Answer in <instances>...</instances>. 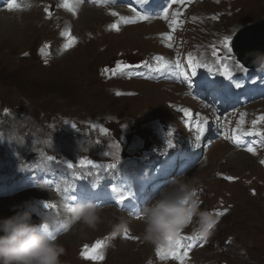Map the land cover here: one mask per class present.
<instances>
[{"label": "rangeland", "instance_id": "obj_1", "mask_svg": "<svg viewBox=\"0 0 264 264\" xmlns=\"http://www.w3.org/2000/svg\"><path fill=\"white\" fill-rule=\"evenodd\" d=\"M46 1L32 0L31 6L28 4L17 12L10 11L6 4L0 6V164L16 172L9 180L21 176L28 184L53 175V168L69 156L70 142L73 144L71 155L62 167L72 162L74 167L70 169L79 171L82 158L98 165L109 163L105 153L107 135L94 125L95 118H114L116 129H119L117 121L124 123L113 139L118 161L133 156L150 140L161 143L165 152L175 153L181 139L172 133L181 135L184 127L175 122L174 101L177 99L183 106L190 105L196 110L202 103L190 100L186 87L161 80L155 83L151 74L142 68L144 59L160 47L146 39L147 32L154 31L167 45L162 49V59L169 69L187 52L197 58L214 59L216 53L228 56L230 33L264 21V0H199L189 7L191 10L180 15L186 24L178 34L180 46L177 47L174 40L168 39L171 25L160 20L152 26L134 23L113 33L110 23L114 17L127 22L124 17L132 16L129 9L128 14L109 13L108 9L122 11L119 4L108 6L102 0H97L98 4L96 0L95 3L71 1L74 17L66 21L59 19L58 13H51L45 20L49 10L44 11L40 3ZM69 31L75 41L66 48ZM225 36L229 38L227 45ZM157 57L153 53L152 64ZM110 66L118 70L121 81L102 80L100 70ZM123 67L131 71L130 77ZM259 83L264 89V77ZM115 92L123 96L116 97ZM189 116H192L190 111ZM158 118L167 119V124L162 125L166 138L145 135L148 126L156 124ZM70 122L66 133L64 123ZM148 129L154 131L151 127ZM263 132L264 121H261V126L245 138L254 145H262L264 135L258 133ZM169 140L173 141L172 147L168 145ZM158 150L153 143L152 149L145 147L141 155L154 159ZM250 154L216 141L207 150L206 162L186 174L193 184L204 186V207L216 216L217 226L211 229L209 243L201 249L198 245L189 249L192 257L184 258L182 264H193L194 259L264 264V163H261L264 152L259 161ZM48 156L55 160H48ZM169 163L166 160L165 165ZM222 171L226 172L229 182L218 177L217 173ZM49 190H41L42 199L47 195V200L58 206L57 194ZM37 192L5 199L0 203V217L13 214V206L21 205L25 197L41 196ZM218 212L224 214L218 216ZM121 216L127 220L128 227L113 236L112 224ZM138 219L115 207H104L94 229L81 224L67 228L59 236L65 248L61 264H180L178 256L174 262L167 261L161 251L142 239L143 226ZM98 241L102 247L92 253ZM179 241L183 244L186 240Z\"/></svg>", "mask_w": 264, "mask_h": 264}, {"label": "clouds", "instance_id": "obj_2", "mask_svg": "<svg viewBox=\"0 0 264 264\" xmlns=\"http://www.w3.org/2000/svg\"><path fill=\"white\" fill-rule=\"evenodd\" d=\"M257 71L264 72V51L247 53ZM181 175L160 190L158 195L140 211L143 223L142 239L158 248H171L182 230L192 226L200 236L211 235L217 223L216 216L201 209L197 190L191 180ZM46 180L37 185L48 191ZM61 201L56 207H45L37 212L31 202L13 206V214L0 217V264H61L64 246L53 229L64 224H76L95 228L101 220L102 206L89 200L76 202L70 209ZM35 217V219H34ZM128 227L121 216L112 224L111 235L123 232Z\"/></svg>", "mask_w": 264, "mask_h": 264}, {"label": "bare ground", "instance_id": "obj_3", "mask_svg": "<svg viewBox=\"0 0 264 264\" xmlns=\"http://www.w3.org/2000/svg\"><path fill=\"white\" fill-rule=\"evenodd\" d=\"M73 1L75 2L76 0ZM135 1L136 0H107V2H105V0H102V3L108 6L119 4L124 10L117 12L112 9H108L110 14L120 12H126L128 14L130 13L129 10H131L128 7ZM162 1L163 3L167 4L168 12L160 21L169 23L171 25V33L168 34V39L172 41L174 40V45L179 47L180 43H178V41L180 37L178 36V34L181 28L186 24V22L183 20V17H181L180 15L185 14L191 9L183 4L182 0ZM198 2L199 0H196V4ZM93 3H95V1ZM98 3L99 2L96 0V4ZM96 11L102 12L100 10ZM131 15L132 16L129 15L124 18H127V20H129V18L135 20V24L141 23L136 19L137 15L133 10H131ZM228 36H230V40L228 42V56H225L224 53H216V57H214V60L227 57L229 61H233V59H235V57L239 55L249 57L248 55H246L249 52H255L256 50L264 51L259 44L257 46H254V41H258V43H260L264 39V21L258 23L257 25H252L243 30L234 32L233 34L230 33V35ZM242 43H244V46L242 45ZM187 53L183 59L174 62L173 67L168 69L169 78L162 79V82H173L177 85L188 88V85L192 81L188 78V65L193 66L192 61H195L197 63L200 58L192 57ZM189 57L192 58L191 61L189 60ZM177 65H179V67H177ZM185 73H187V79L185 78ZM258 77L259 79H257V81L260 82L261 78L264 77V72L259 73ZM215 86L219 87L217 83H215ZM198 101L202 103L200 99H198ZM218 104V102H213V105ZM218 109L221 108L218 106ZM186 115L190 118L189 110H187ZM161 119L162 124L160 123ZM165 124H167L166 118H158L156 124L148 126V128H153L154 131H151L147 128V132L145 135L149 137L151 135L158 138H166V136L163 134V132H165V129L162 126ZM182 125L184 129H187V126L185 124ZM124 130H126V128H124ZM172 134L174 137L180 136L179 134L175 135L174 131ZM122 137L126 139L125 136ZM164 142L165 141H163V143ZM140 150H138L135 154H133V156L129 158L119 159V161L115 163V169L105 170L104 168H92L90 166H85L80 167L79 171H72L68 167H61L55 178V181L50 185H47L48 189H53V191L57 194L58 202L63 201L65 204L71 205L76 202L87 203L89 200H91L93 202H98L102 206V208L115 207L116 209L130 217L138 218L142 209V202L151 195L149 194V191H147L144 186L140 185L137 182V179L134 178L136 169L147 166L148 163H150L148 162L149 160H147V158L139 157ZM167 152L172 153V150H169ZM167 152L163 153L161 160L164 163L162 166H166L165 162ZM108 164L110 163H105L102 165L106 166ZM155 175L158 176L159 174L156 172ZM9 177H12V175L8 176L7 182L0 186V203H2L9 197L8 190L12 187ZM130 192L131 195H129ZM141 226H143L142 222ZM64 231H66V229L63 228L59 232V236Z\"/></svg>", "mask_w": 264, "mask_h": 264}, {"label": "snow or ice", "instance_id": "obj_4", "mask_svg": "<svg viewBox=\"0 0 264 264\" xmlns=\"http://www.w3.org/2000/svg\"><path fill=\"white\" fill-rule=\"evenodd\" d=\"M105 2H107V0H105ZM64 6H65V7H69L70 10L73 11V12L75 11V7H74V5H70L69 2H68V0H65V5H64ZM19 7H20V5H19L18 3H16L15 0H10V2L8 3V8H9V9H14V8H19ZM46 11H47V10H46ZM113 15H116V13H113ZM142 18H146V17H142ZM124 19L127 20V18H124ZM111 27H116V25H112ZM68 37H69V38H68V43L65 45L66 48L71 47L72 44H73V42L75 41V37L71 36L70 31L68 32ZM228 39H229L228 37H225V38H224L225 45H227ZM213 54L215 55V53H213ZM160 59H162V58L157 57V60H160ZM189 60L191 61L192 58L189 57ZM192 65H193V69H194V68L196 67V62H195V61H192ZM164 67H166V65H163V64H162L158 70H163ZM177 67H179V65H177ZM237 67L240 68V69H243V68H244V65H243V64H238ZM192 74L194 75L195 72L193 71ZM184 75H185V78L187 79V73H185ZM222 75L225 76V77H227V78H229V79H231L230 71H229L227 65H225V67H224V71L222 72ZM188 86L191 87V84H189ZM235 86H236L237 88L241 87V85H240L239 83H237ZM184 111H185V113L187 114V110L185 109ZM259 120H260V121H264V116L259 117ZM196 123H197V129H196L197 132H198V133H203L204 130H205L204 127H203V123H206V121H204L203 123L197 121ZM256 123H257V121H253V125H255ZM73 127H75V125H73ZM258 134H260V135H264V133H258ZM196 140H197V141L200 140V135H199V134L196 136ZM168 145H169V147H172V146H173V141L169 140V141H168ZM198 146H199V145L197 144V147H198ZM248 151H249V152H252V151H253L252 147H249V148H248ZM47 159L51 161V160H55V157H53V156H48ZM261 163H264V161H261ZM79 164H80L81 167L90 166V167H92V168H104L105 170H107V169H115V168H116V164H114V163H110V164H108V165H106V166H105V165H98V164L94 163L92 160H90V159H86V158H82V159L79 161ZM67 167H68V168H73L74 165H73L72 162H68V163H67ZM129 195H131V192L129 193ZM122 198H123V197H122ZM44 206H45V207H56V205H54V204H52V203H49V202H45V203H44ZM65 206L68 207L69 209H70V207H71L70 204H66ZM226 211H227V210L225 209V212H226ZM223 214H224L223 212H218V213H217L218 216L223 215ZM125 231H126V230H125ZM174 244L176 245V247H182V246H184V245H181V242H180L179 240H175V241H174ZM100 247H102V244H101L100 241H98V242L96 243L95 247L92 249V253H96L97 250H98ZM184 247H186V246H184ZM89 255H91V253H89ZM173 255H176V253H173ZM94 258H96V257H94ZM177 258H179V257H177Z\"/></svg>", "mask_w": 264, "mask_h": 264}, {"label": "water", "instance_id": "obj_5", "mask_svg": "<svg viewBox=\"0 0 264 264\" xmlns=\"http://www.w3.org/2000/svg\"><path fill=\"white\" fill-rule=\"evenodd\" d=\"M258 44L261 46L262 50H264V39L260 43H258V41H254V46H257ZM242 45L244 46V43H242Z\"/></svg>", "mask_w": 264, "mask_h": 264}]
</instances>
